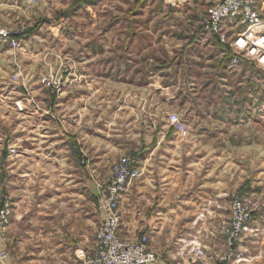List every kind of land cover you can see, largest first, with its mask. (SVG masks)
<instances>
[{"label": "rangeland", "instance_id": "374dc122", "mask_svg": "<svg viewBox=\"0 0 264 264\" xmlns=\"http://www.w3.org/2000/svg\"><path fill=\"white\" fill-rule=\"evenodd\" d=\"M214 1H3L5 8L21 14L20 17H14L15 13L0 12V26L10 31L12 37L20 39V45L22 44L19 49L8 43L0 44V50L7 51L5 60L10 62L6 67L11 73L10 95L12 94L11 102L15 108L11 115L20 118L27 115L31 119L29 125L20 119L13 123L11 119L9 131L4 130L7 134L0 145V165L3 167L0 179L22 176V152L24 142L29 140L22 137V131L35 133L37 125L41 127L36 132L42 135L36 138L44 139V142L50 141V136L58 132L60 146L76 150L73 155L70 153L74 165L81 173L84 172L85 179L93 185L96 193L97 184L102 185L111 178L113 166L119 160L127 155L135 157L134 151L125 144L131 141L133 131H142L146 126L158 129V126L165 124L167 133L172 132L180 139H185L189 131L200 125L208 126V129L221 132L220 137L229 134L226 141L229 146L236 148L237 153L233 158L238 184L228 194L229 211L227 215L223 214L219 225L220 243L224 252L221 258L224 260L228 255L225 231L232 217L231 203L236 197L241 198L247 206L250 219L239 236L235 252L225 262L232 264L241 260L246 254L244 250L249 247L252 249V246H258L255 248L259 249L262 244L264 246V235L261 234V231L264 233V69L253 57L230 46L229 42L244 29L236 20L226 31L228 43H219L215 36L207 38L204 45L194 41L198 32L196 29H199ZM176 2L181 4L179 11L173 10ZM143 5H148L144 7L145 10ZM136 15L138 17H132ZM132 18H169L174 26L164 28L168 32L164 38L157 33L160 26H155V33H150L149 41L147 38L132 47L131 42H122L126 29L123 28L122 31L121 27L126 22V33L129 36L132 29L128 21ZM186 20L189 21L188 25H181ZM105 33L106 42L100 38ZM34 35L37 36L34 37V42H26ZM148 47L153 49H149L147 54ZM25 51L30 52V56ZM18 56L22 57V61ZM234 59L237 60L236 66L232 65ZM135 64L138 70L135 74L131 72V75L130 67L133 68ZM161 64L170 69L159 71ZM180 65L182 66L179 68ZM188 82L196 86L189 87ZM74 83L81 87L69 89L70 84L72 86ZM84 84L93 86L83 87ZM31 88L37 89L36 98ZM67 93L71 99L73 96H93L95 101L97 99L103 103L100 111H106V119L96 120V117L82 123L70 118L68 121L66 112L77 114V111L82 112L83 106L81 103L73 107L70 103L66 105L64 96ZM25 102L29 104L27 110L23 106ZM16 104L22 109H18ZM87 107L89 110L94 108L89 105ZM40 115L53 122L40 123L41 121L32 119ZM171 115L177 117L176 122H170ZM114 116L118 120H114ZM190 116L194 119L189 121ZM131 118H136L137 121L131 123ZM158 119L162 121H156ZM195 120H199L198 123ZM71 132H76L80 137L72 140ZM98 132L107 137V146L112 142L109 138L120 136L126 147L122 153L120 150L108 157L110 172L102 180L96 178L94 156L88 152L84 143V139L96 136ZM9 144L19 146L17 155L8 154ZM61 158L65 157L61 155ZM7 163L12 167L16 164L21 167L13 171L12 167L8 169ZM16 186L22 188V181L17 182ZM17 192L21 194L22 191ZM94 196L96 208L100 212L96 194ZM82 251L89 252L77 248V262ZM203 253L202 256H205L206 251L203 250ZM220 264H223L222 261Z\"/></svg>", "mask_w": 264, "mask_h": 264}, {"label": "crops", "instance_id": "0c3cea01", "mask_svg": "<svg viewBox=\"0 0 264 264\" xmlns=\"http://www.w3.org/2000/svg\"><path fill=\"white\" fill-rule=\"evenodd\" d=\"M3 1L5 0H0V12L15 13L14 17L21 16L20 12H12L14 10L11 8L10 10L5 8ZM24 1L21 0L22 3ZM147 6L143 5V8ZM173 6L175 11L181 9L180 2L174 3ZM168 19L132 18L128 21L132 29L129 36L126 33V22L123 24L121 21L122 29H126L125 35L122 33V39L124 38L122 42H131L133 47L136 43L149 38L150 33L153 32L151 35H154L155 26H160L157 33L164 38L168 34L164 28L174 26ZM159 23L162 25H158ZM188 23L186 20L180 24ZM196 30L198 32L195 37L193 36L194 41L204 45L206 37L201 39L198 27ZM103 36L100 38L106 42V33ZM34 37L37 36L29 37L26 42H34ZM23 49L25 50L24 46ZM149 49L153 48L148 47L147 54ZM6 53L7 51L0 50V145L7 134L4 130L10 129L11 119L13 123L18 121L17 119L23 120L27 125L31 119L27 115L22 118L11 115L15 108L11 102V73L6 67L10 62L5 60ZM26 54L30 56V52ZM18 58L22 61L21 56ZM122 62L123 56L120 57V63ZM100 64L101 62H99L101 67ZM136 64L133 68L130 67V74L137 72ZM160 66L159 71L170 69L167 65ZM87 86L93 85L84 84L83 87ZM188 86L195 87L196 84L188 82ZM75 87L81 86L74 83L72 86L70 84L69 89H76ZM32 88L36 98L37 89ZM64 97L66 105L70 103L73 107L81 103L83 106L82 112L77 111V114L71 115L67 111L65 117L68 121L72 118L85 123L96 117V120L98 118L104 120L107 117L106 111H100L103 103L97 99L95 101L93 96L79 98L73 96L71 99L67 93ZM87 105L94 108L89 110ZM23 106L24 109H29L28 103L25 102ZM114 117V120H118L116 116ZM33 118L41 121L40 123L53 122L46 116ZM191 118L194 119L190 116L188 120ZM136 121V118L130 119L131 123ZM195 121L198 123L199 120ZM40 127L41 125H37L35 133L22 131V137L29 138L24 142L22 167L17 164L12 167L7 163L8 169L12 167L13 171L21 167L22 176L18 174L20 177L0 179V202L5 196L12 202L10 221L5 233L0 236V264H77L75 259L77 248L91 250L95 231L102 220V214L96 208L94 196L96 190L85 179L84 172L81 173L74 165V160L70 156V153L73 155L76 150L73 151L69 146L61 147L59 134L54 130L50 141L44 142V139L36 138L42 135L36 132ZM165 127V124H161L158 129L146 126L142 131H133L131 141L129 144L125 143L134 151L141 175L129 182L122 193L119 203L118 235L130 241L146 235L149 249L156 254V260L151 264H220L221 261L226 263L221 258L224 252L220 243L219 225L223 214L227 215L229 211L228 194L238 184L233 158L237 154L236 148L229 146L226 141L229 134L220 137L221 132L208 129V126L200 125L189 131L185 139H180L172 132L167 133ZM79 137L76 132H71L72 140ZM121 138L112 136L109 138L112 141L109 146L107 137L100 132L96 136L84 139L88 152L94 156L96 178L102 180L109 174L108 157L125 150L126 147L122 144L124 140ZM61 155L65 158L62 159ZM1 169L3 170L2 165ZM20 181L22 188L16 186ZM18 190L22 191L21 194L17 192ZM261 234L264 235L262 231ZM196 246L206 251V255H196L194 253ZM252 247L254 248L244 250L245 256L232 264H264L263 244L259 249L255 248L258 246Z\"/></svg>", "mask_w": 264, "mask_h": 264}, {"label": "built area", "instance_id": "2783aa9c", "mask_svg": "<svg viewBox=\"0 0 264 264\" xmlns=\"http://www.w3.org/2000/svg\"><path fill=\"white\" fill-rule=\"evenodd\" d=\"M181 1V0H179ZM264 0H215L208 13L202 19L199 27V37L204 39L215 36L219 43H228L226 31L228 26L236 23L244 27L229 42L232 48L253 57L264 69ZM10 44L20 48V39L12 37L10 31L0 26V44ZM237 60L232 61L236 66ZM16 76V75H15ZM18 109H22L16 104ZM171 123L177 121L175 115L169 116ZM9 144L8 154L17 155L19 146ZM141 168L136 157L127 155L113 166V174L107 182L97 184V203L102 214V221L96 231V241L91 250L79 253L77 264H151L156 260V254L149 249L148 237L140 236L135 241L121 238L118 235L120 214L118 205L126 185L139 178ZM232 217L225 231L228 255L227 261L235 252L239 236L245 229L250 213L243 200L239 197L231 203ZM12 215V202L5 196L0 202V236L5 233ZM194 253L202 256L203 250L195 247ZM227 264V263H223Z\"/></svg>", "mask_w": 264, "mask_h": 264}]
</instances>
